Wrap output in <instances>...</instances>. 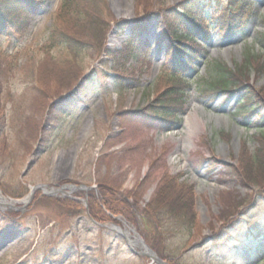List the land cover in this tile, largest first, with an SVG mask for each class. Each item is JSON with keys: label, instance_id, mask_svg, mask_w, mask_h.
Masks as SVG:
<instances>
[{"label": "rangeland", "instance_id": "rangeland-1", "mask_svg": "<svg viewBox=\"0 0 264 264\" xmlns=\"http://www.w3.org/2000/svg\"><path fill=\"white\" fill-rule=\"evenodd\" d=\"M64 2L36 0L35 7L25 3L15 13L6 7L9 27L0 34L1 50L7 54L0 60V197L23 201L31 187L45 185L47 192L63 186L76 192L66 189V197L39 192L25 204L0 205V264H151L141 250L84 212L77 200L86 193L78 187L111 185L142 209L169 181L175 204L181 188L191 187L198 217L192 235L170 234L172 249L185 253L192 264L200 258L204 264H239L236 251L238 258L247 252L242 262L247 264L253 253L243 247L264 238V192L261 186H245L222 174L228 165L238 166L243 143L255 152L253 136L259 131L235 114L247 90L229 97L200 90L202 82L211 81L212 64L234 69L244 64L248 52L264 62L258 41L264 33V0H207L208 19L214 13L228 14L245 18V25L231 35L217 32L212 19L208 21L211 39L195 62L190 86L175 82L179 95L167 92V99L172 96L169 108L159 102L173 76L166 54L175 43L167 37V45L160 34L180 31L173 22L183 18L186 7L179 5L184 1L79 0L75 5L92 7L103 33L95 34L84 22L74 27L61 16L62 28L71 34L69 44H87L77 58L66 44L48 49ZM247 74L249 87H264V74ZM163 110H173L179 124L171 127L158 120ZM259 111L264 116V107ZM229 190L243 202L239 217L232 218L240 222L231 229L223 227L220 202V193ZM101 210L106 219L98 222L115 214L118 226L134 229L147 241L149 228L141 219L135 226L124 214Z\"/></svg>", "mask_w": 264, "mask_h": 264}, {"label": "trees", "instance_id": "trees-1", "mask_svg": "<svg viewBox=\"0 0 264 264\" xmlns=\"http://www.w3.org/2000/svg\"><path fill=\"white\" fill-rule=\"evenodd\" d=\"M14 4L20 5L28 4L30 5L35 0H12ZM79 0H65L60 10L58 11V22L56 24V32L49 37L48 49L59 48V45L64 46L66 44L69 54L73 53L75 57H80L87 49L86 43L82 42L79 46H73L70 42L69 44V35L70 32L61 26V16L63 18L71 19L72 25L74 27L78 26L80 22L88 24L92 29H94L95 34L103 33L101 27H99L95 14L92 12L91 6H81L78 3ZM182 4L179 6L186 7L183 18L175 19L173 23L179 26L180 31H175L172 28L170 31H167L164 35H168L173 39L175 44H170L168 49L169 56V67H171V72L173 76L170 77L169 82L170 86L168 88H163L160 95L159 104L163 105L164 108H169L172 96L167 99V92L171 91V95L177 97L179 95L178 91L175 90L177 81L183 82L181 77L182 72L185 70L184 67L188 64V60L196 58V55H193L197 49H201L203 45L198 44V38L208 39L209 38V27L207 26L205 20L202 17L199 0H183ZM4 0H0V4ZM21 4V5H23ZM75 5V6H73ZM151 8V4L147 3L145 6V11L148 12ZM195 9L193 11L192 9ZM4 9V8H3ZM176 10V9H175ZM174 10V11H175ZM173 11V12H174ZM172 13V12H171ZM7 16L3 13H0V29L3 30L8 26ZM218 24V31L223 32L225 30H237L240 29L243 24L242 18H232V20H225L222 15L215 18ZM260 41L261 51L264 52V33L258 39ZM0 49V60L7 57V54L1 53ZM73 56V55H72ZM186 58V60H185ZM185 60V61H184ZM1 65V64H0ZM191 69V68H189ZM188 69V70H189ZM252 70L257 75L264 74V62L262 61V56L254 55L250 52L247 53L244 64L241 66H236L234 69L229 68L225 64H212L208 69V76H210L211 81L205 80L201 84V90L203 94L208 95L218 94L221 92L230 93L235 91V89H243L247 92L245 98L238 105L239 110L237 113L241 114L247 121V124L250 122L251 118L255 115L256 121L255 125L259 130L257 135L253 136L257 143L255 152H250L247 149L245 143H243V151L239 157V163L237 167L228 165L226 171L223 172L222 176L232 178L236 183L250 186L255 185L260 187L264 192V116H259L257 109L264 107L262 101H264V87L255 91L253 87H249L250 77L248 76V71ZM181 72V73H180ZM180 73V77L175 75ZM183 76V75H182ZM246 86V87H245ZM3 86L0 83V95L2 93ZM243 91V93H245ZM254 94L259 96L257 102L253 96ZM256 102L255 105V114L253 109H249L246 106L250 102ZM160 116H157L158 120H163L169 122L174 121L172 117L173 110H163ZM248 116V117H246ZM172 118V119H171ZM173 124H176L173 122ZM173 179V178H172ZM174 180V179H173ZM225 181V180H222ZM162 190L154 194L153 200L150 204L146 205L143 209L139 206L135 207L134 203H130L127 199L118 195L117 189H113L111 185L102 184L100 186L101 193L99 199L97 195L92 194L89 198L90 201V212L95 216V218L106 219L104 218V212L101 210V205L107 210L115 211L116 214H124L128 221L132 223H137V216L142 218L146 225L149 228L147 242L150 244L151 248L157 252L160 257L164 259H170L172 264H192L191 261L185 259V256L177 254L175 249L169 245L170 234L172 233H186L189 236L192 235V231L195 230L197 224V215L194 207V196L191 190V187L187 186L181 188L182 193H177L180 199L177 200V203H174L175 195L173 182L165 183L162 185ZM183 194L185 197L180 196ZM264 195V194H263ZM121 197V198H120ZM220 202L223 205L224 211L221 215V220L223 227H231L233 224L238 222V219L233 217H239L238 210L242 206L243 202L237 201V194L233 190L224 191L220 193ZM63 206V205H61ZM102 216V217H100ZM223 234V233H222ZM220 238H217L216 241H219ZM218 242V243H219ZM264 250V249H263ZM263 259L257 257L256 260L250 262L249 264H254L256 261ZM199 263L204 264L201 261V258L198 260Z\"/></svg>", "mask_w": 264, "mask_h": 264}, {"label": "bare ground", "instance_id": "bare-ground-1", "mask_svg": "<svg viewBox=\"0 0 264 264\" xmlns=\"http://www.w3.org/2000/svg\"><path fill=\"white\" fill-rule=\"evenodd\" d=\"M14 204V203H13ZM13 204H11L7 199H5L4 197H0V205H12L13 206ZM117 230H119L120 232H126L127 233V237H128V239L130 240V242L132 243V245H134V244H136V245H140V247H142V250L144 251V249H143V244L140 242V239H139V237L136 235V234H134V236H133V231H131V230H129L128 228H126V227H120V226H116L115 227ZM22 252V250H19L17 253H16V255H15V257H14V259L15 258H18L19 256H20V253Z\"/></svg>", "mask_w": 264, "mask_h": 264}, {"label": "water", "instance_id": "water-1", "mask_svg": "<svg viewBox=\"0 0 264 264\" xmlns=\"http://www.w3.org/2000/svg\"><path fill=\"white\" fill-rule=\"evenodd\" d=\"M145 254L148 255L152 259V261L155 262V263H158V264H168V263L163 262L162 260H160L155 253H153V252H151L149 250H147L145 252Z\"/></svg>", "mask_w": 264, "mask_h": 264}]
</instances>
